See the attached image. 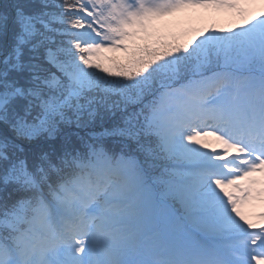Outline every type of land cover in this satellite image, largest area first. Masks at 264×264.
Segmentation results:
<instances>
[{
  "label": "trees",
  "instance_id": "1",
  "mask_svg": "<svg viewBox=\"0 0 264 264\" xmlns=\"http://www.w3.org/2000/svg\"><path fill=\"white\" fill-rule=\"evenodd\" d=\"M84 1L0 0V92H24L11 98L7 122H0V264H21L25 241L41 238V209L67 210L65 189L79 180L119 177L120 155L136 173L131 190L143 189L137 215L143 233L157 236L161 224L171 223L178 241L217 239L221 231L231 235L262 221L256 211L235 213L226 223L219 221V207L205 212L212 199L199 179L210 178L205 163L226 154L229 145L212 132L209 138L190 133L185 121L191 107L171 113L163 95L225 72L229 81L218 94L230 110L234 79L245 75L250 92L264 77V31L245 17L225 26L201 16L197 37L193 20L177 27L178 19H167L160 23L162 34L148 29L123 51L91 58L73 41ZM235 6L248 16L241 2ZM29 88L39 95H30ZM28 100L33 116L46 112L57 122L54 138L29 139L31 129L17 123ZM220 194L225 197L224 190Z\"/></svg>",
  "mask_w": 264,
  "mask_h": 264
},
{
  "label": "rangeland",
  "instance_id": "2",
  "mask_svg": "<svg viewBox=\"0 0 264 264\" xmlns=\"http://www.w3.org/2000/svg\"><path fill=\"white\" fill-rule=\"evenodd\" d=\"M237 2L238 0H85V11L77 15L73 41L86 48L91 58H98L106 57L109 52L123 51L126 43L133 41L135 37L146 35L148 29L162 34L160 23L167 19H178L177 27L182 26L184 21L189 23L193 20V31L197 37L203 31L201 16L214 23L218 20L224 25L236 24L245 17L249 18L257 29L263 30L264 0H245L248 16L235 13ZM185 36H189V33L185 32ZM221 80L220 74L213 73L206 80L172 88L164 95V99L171 113L185 106L202 109V113L212 110L211 113L219 118L220 122L216 123L215 118H205L206 114L196 118L194 112L187 122L193 127L189 129L190 133L200 132L208 136L207 138L210 137L208 132L215 133V136H228V142L233 146L230 150L234 148L236 151L226 161L222 162L220 157L210 160V163L217 165L219 171L222 169L220 164L225 165L224 171L221 172L223 176L215 175L210 179L201 175L200 185L212 194L217 192L215 190H220L216 180L224 178L225 181V200L216 205L215 199L212 198L207 201L208 205L212 206V209L219 207L221 217H224L226 222L231 220L235 213L246 211H256L264 218V150L249 151L242 142L247 135H237L236 132L243 130L241 117L239 112H236L238 104L247 107L248 113L250 111L251 116L254 115L255 121L258 119L259 116L253 112V108L258 101L255 93L258 95L259 88L258 85L255 86L250 95L245 90H239L235 100L237 104H233L232 112L236 117L223 116L220 114L221 107L217 98L210 99L215 97ZM240 84L245 86V80ZM259 85L264 89V80H261ZM260 120L263 124L264 117H260ZM257 127L256 121L253 134L258 133ZM248 135L252 136L250 133ZM236 147H243V151L247 152L239 153ZM231 157L233 160L229 162ZM116 169L121 176L105 180L101 182L103 184L92 180L76 181L75 185L79 191H88L84 198L72 195L71 192L76 190L66 189L70 206L77 208L73 212L68 211L71 214L60 223L50 209L42 208L41 213L45 217L42 236L45 240L40 246L37 241L35 244L25 241L20 257L21 264H205V256L208 264H226L222 255L224 251L228 252L229 248L232 250L229 254L235 264H264L263 234L257 237L260 245L255 244L258 241L250 243L253 233H249V237L246 235L247 241L239 237L228 239L225 243L228 250H221L211 249L193 239L184 240L182 246H179L170 230L171 226L174 227L171 223H167L170 228L166 223L161 224L157 236L139 231L141 221L137 222V215L140 212L139 204L145 200V196L141 194L143 189L134 190L132 187L131 190L136 173L129 159L119 158ZM129 186L131 191H128ZM195 194L194 198L200 195ZM217 194L219 192L214 196ZM55 221L60 225L58 230L53 227ZM259 224L250 230L256 228L258 231H264V224ZM175 229L180 232L178 225ZM194 251L198 256L196 258L193 257ZM14 264L20 263L16 261Z\"/></svg>",
  "mask_w": 264,
  "mask_h": 264
},
{
  "label": "snow or ice",
  "instance_id": "3",
  "mask_svg": "<svg viewBox=\"0 0 264 264\" xmlns=\"http://www.w3.org/2000/svg\"><path fill=\"white\" fill-rule=\"evenodd\" d=\"M6 62V61H5ZM3 75H7V73H3ZM5 87H11V85H5ZM19 93L21 96L24 95V92L20 88H15L12 93H2L0 92V122H7V105L11 103V98L15 97L16 94ZM28 93L32 96H37L39 93H34L31 88L28 89ZM33 113V102L32 100L27 101V107L25 108L24 118H17V123L21 126H27L31 129V134L29 135V139L34 137H38L41 135H46L47 138H54L56 132L58 131L56 127V121H49V116L46 112L41 113L37 112L34 116ZM30 117V120H26L25 118ZM78 135V134H77ZM92 135H97L96 133H92ZM99 135H103L100 133ZM23 151V149H21Z\"/></svg>",
  "mask_w": 264,
  "mask_h": 264
}]
</instances>
